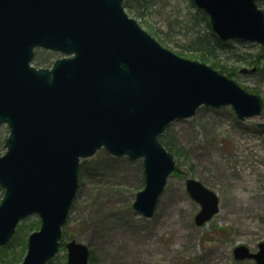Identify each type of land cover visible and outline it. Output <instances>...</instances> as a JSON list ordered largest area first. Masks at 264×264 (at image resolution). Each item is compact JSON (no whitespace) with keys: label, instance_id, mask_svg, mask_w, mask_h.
I'll use <instances>...</instances> for the list:
<instances>
[{"label":"water","instance_id":"obj_1","mask_svg":"<svg viewBox=\"0 0 264 264\" xmlns=\"http://www.w3.org/2000/svg\"><path fill=\"white\" fill-rule=\"evenodd\" d=\"M193 2L221 40L264 43L257 0ZM36 47L63 55L37 67ZM201 105H231L243 119L261 112L262 98L208 63L161 45L128 15L123 0H0V128H9L0 154V245L35 213L40 225L28 235L19 264H46L59 250L80 160L101 147L141 158L144 185L132 206L152 216L175 166L158 137ZM257 126L264 130V121ZM185 188L200 205L196 225L218 212L212 189L192 177ZM257 246L236 245L233 256L264 264V241ZM65 247L66 264H89L87 244L70 239Z\"/></svg>","mask_w":264,"mask_h":264},{"label":"rangeland","instance_id":"obj_2","mask_svg":"<svg viewBox=\"0 0 264 264\" xmlns=\"http://www.w3.org/2000/svg\"><path fill=\"white\" fill-rule=\"evenodd\" d=\"M257 3L264 9V0ZM125 10L161 45L199 60L196 51L187 50L185 44L206 30L208 18L192 0H154L140 8L141 13L128 7ZM240 51L258 55L254 63L258 71L238 72L252 66L233 61L234 52ZM60 56L57 51L38 47L32 63L49 66ZM218 58L236 66L238 73L233 78L240 85L260 94L261 112L240 119L230 105H204L191 117L170 122L185 156L172 152L177 169L169 174L150 217L132 206L144 184L140 158L115 156L103 148L84 158L66 228L68 235L89 246L90 264H256L253 259H234L232 249L244 244L256 251L264 241V130L256 125L264 121V44L238 42L231 51L219 52ZM7 134L3 125L0 153L5 151ZM187 177L200 180L218 196V212L199 226L194 214L200 205L186 191ZM2 196L0 188V200ZM31 223L38 228L37 215L21 220L18 226L23 228L17 232L27 237ZM20 248L15 247L18 254ZM10 256L9 250L1 251L0 264H18L23 257L11 261ZM65 260L66 249L61 248L49 264H65Z\"/></svg>","mask_w":264,"mask_h":264},{"label":"trees","instance_id":"obj_3","mask_svg":"<svg viewBox=\"0 0 264 264\" xmlns=\"http://www.w3.org/2000/svg\"><path fill=\"white\" fill-rule=\"evenodd\" d=\"M153 1L154 0H124L123 5L124 7H128L130 9L132 8L136 12L141 13L140 8H147L148 4H151ZM198 10L204 15V17L207 18V15L201 9H198ZM238 42H245V41H241L237 39L236 40H226V41L220 40L212 31L209 21L207 19L206 30L203 32H199L194 37H191L188 40V42L185 44V48L189 51L191 50L196 51V54H194V56L197 57L199 60L208 62L211 66L218 69L220 72L225 73L226 75L230 77H233L237 75L238 73L236 66L233 64L228 65L227 63L223 62V60H219L218 57H219V52L231 51V48L235 47V43H238ZM234 55L235 56H234L233 61H236V62H243V63L254 65V63L258 62L259 60L258 55L255 56V54H250L247 52H242V51L234 52ZM159 140L169 151L174 152L175 154H178V155L185 156V151L183 147L180 144H178V141L174 135V132L170 129L169 125H167L165 130L160 134ZM83 162H85V159L81 160V163L79 166V178L82 173V163ZM176 169L177 168L175 166V169L173 172H175ZM141 181H144L143 176L141 177ZM34 225L36 224L31 223L32 228L29 229V231L35 228ZM21 228H23V225L17 226L16 232L13 238L6 245L0 247L2 252L6 250H9L11 252V256L9 257V260L11 261L18 259L19 255L21 257L25 252L27 237L24 236V234L22 235L20 232H17L18 229H21ZM67 233L68 232H67L66 223H65L62 229L60 249L64 248V242L66 240V237L72 238L71 235H68ZM10 245H11V248L9 247ZM17 246L21 247L19 250V254L15 249V247ZM92 259H93V256L90 250V258H89L90 262Z\"/></svg>","mask_w":264,"mask_h":264}]
</instances>
